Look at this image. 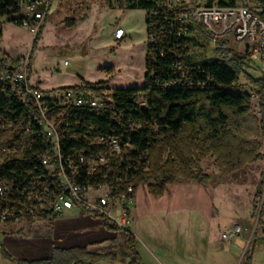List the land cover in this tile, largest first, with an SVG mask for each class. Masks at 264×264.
I'll list each match as a JSON object with an SVG mask.
<instances>
[{
	"label": "trees",
	"instance_id": "16d2710c",
	"mask_svg": "<svg viewBox=\"0 0 264 264\" xmlns=\"http://www.w3.org/2000/svg\"><path fill=\"white\" fill-rule=\"evenodd\" d=\"M111 1L105 0V3L111 7ZM124 2L125 9L144 10L146 13L148 42L143 86L140 89H107L104 83H83L60 88L110 92L115 116L110 112L97 114L76 110L75 119L79 124L75 127L79 132L87 131L89 126L96 127V131L88 135L101 133L119 137L126 152L122 153L125 162L120 175L96 173L85 176L81 172L77 177L78 183L115 185V180L120 179L123 185L131 183L135 191L145 186L149 196L159 198L172 184L207 183L210 175L203 171L201 162L208 156L214 158L218 170L225 175L264 160V141L261 140L264 136V105L260 108V118L255 117L250 95L244 91L239 78L244 74L248 83L260 88V102H264V81L247 74L243 56L223 41L211 47L209 39L198 26L176 21L178 13L185 10L184 6L167 7L168 0ZM234 3L235 0H218L221 7L233 6ZM152 11H156L157 15H151ZM17 12L18 0H0L1 17L11 19ZM85 19L82 16L64 19L60 23L70 29ZM19 23L20 20L17 26ZM39 33L32 40L31 50ZM203 38L209 41L205 40L209 45L202 44ZM29 59L30 56L27 57L28 75ZM22 61L12 60L0 51V71L17 69ZM101 70L110 72V68L106 67ZM7 94V85L0 83V180L8 179L19 191L26 188L32 179L36 188L46 187L48 182L44 181V185H41L42 180L38 178V175L45 173L36 157H40L47 146L37 124L36 109L30 99L19 100ZM6 126L10 128L1 131ZM14 147L17 152L10 157L3 153L5 149ZM85 147L82 140L65 139L60 144V152L66 155ZM30 172H33V177L28 175ZM15 199L25 200L17 192L11 197V200ZM257 200L261 202L259 210L255 208ZM13 206L14 203L10 202L8 209L11 210ZM263 207L264 182H261L256 187L253 200V216L257 213L259 224H262ZM4 210L5 204L0 199V224L11 226L14 223L11 218L1 221ZM38 219L21 217L20 220L30 226ZM104 229L121 233L117 228ZM122 237L119 245L111 242L113 250L106 254L90 253L82 246L67 249L53 247L48 258L25 260L13 257L0 243V256L11 264H95L114 261L141 264L135 249V236L122 234ZM241 264H251L250 251L244 253Z\"/></svg>",
	"mask_w": 264,
	"mask_h": 264
},
{
	"label": "built area",
	"instance_id": "2783aa9c",
	"mask_svg": "<svg viewBox=\"0 0 264 264\" xmlns=\"http://www.w3.org/2000/svg\"><path fill=\"white\" fill-rule=\"evenodd\" d=\"M53 0H18V12L7 19L0 16V24L8 22L23 28L34 38L40 31L46 18L50 3ZM167 7L184 6L176 16V21L182 24L193 23L198 26L209 39L211 47L217 42H226L228 46L237 45L240 51H235L243 56L246 72L254 79L264 81V2L250 0H235L233 6H218V0H168ZM146 15V13H145ZM156 16L157 12L152 11ZM125 33L121 27H116L112 33L115 41L123 39ZM148 42V38H147ZM210 48V46H209ZM232 48V47H231ZM233 49V48H232ZM64 65L67 64L65 61ZM250 72V73H248ZM258 74L254 77L252 74ZM0 83L6 84L8 89H13V96L19 100L28 98L37 112V121L44 131V142L47 148L42 157H36L39 162L46 165L49 179H54V191L45 188H36L31 183L21 191L14 189L12 182L3 178L0 180V199L5 204L1 217L15 213V221L22 218L38 219L51 224L57 217L67 212L76 211L77 216L87 217L101 228H117L123 235L132 233V217L130 210L134 204L135 193L131 183L116 186V189L102 190V187L93 186V189L74 187L64 181V175H59L57 169L54 144H63L65 133L75 132V141L82 140L86 147L78 151L77 171L85 173H119L122 172V153L125 152L123 141L113 135L96 133V127H88L87 131L79 132L75 125L76 110H87L97 114L112 113L114 117V103L111 93L105 90L100 92L84 91L81 89H51L41 90L37 84H30L27 60L22 61L21 67L14 70H1ZM81 88V87H80ZM250 95L253 112L260 117L261 106L260 88L255 85L252 90H244ZM264 94V91H263ZM254 101V102H251ZM133 126V124H130ZM17 152V148L5 149L3 153L10 157ZM67 152V167H68ZM28 175L33 177V172ZM41 177V175H38ZM47 181V180H43ZM62 191L60 204H47L49 192ZM14 192L19 193L25 200H11ZM10 202L14 203L11 210ZM14 221V222H15ZM242 231L238 224H231L221 237L225 240H234Z\"/></svg>",
	"mask_w": 264,
	"mask_h": 264
},
{
	"label": "rangeland",
	"instance_id": "374dc122",
	"mask_svg": "<svg viewBox=\"0 0 264 264\" xmlns=\"http://www.w3.org/2000/svg\"><path fill=\"white\" fill-rule=\"evenodd\" d=\"M111 3L110 7L105 3V0H70L62 3L53 0L40 28L39 38L32 50L33 37L29 32L8 22L0 24V50L12 60L21 59L25 61L30 56L28 62L30 84H37L43 91L80 86L83 83H104V87L107 89H140L144 84L147 50L145 11L125 9L124 0H112ZM82 16H85L86 19L70 29L65 28L60 23L64 19H77ZM116 27H121L125 33L120 41H115L112 38V33ZM205 40L207 39L201 40L203 45L207 44ZM229 47H232L234 51H240V47L237 45H230ZM65 61L67 62L66 65L63 64ZM103 67L110 68V72L102 71L101 68ZM252 75L258 76L255 73ZM247 81L244 74L240 75L239 83L244 85V90L250 91L255 85ZM253 114L260 118L255 112ZM9 128V126L3 127L1 131ZM261 140L264 141V136ZM201 163V168L210 175L211 179L203 186L207 191L212 190L215 180L220 177L226 179L229 176L218 170L214 158L211 156H208ZM250 168L252 175L246 178H242V175H245L244 171H236V177L239 181L245 179L243 183L236 184V189L239 190L240 195L242 194L238 206L224 204L222 207H218L216 205L218 200L215 199V205L219 212L218 240L226 241L221 237L222 233L226 231L221 224L222 222L241 223V221H245L250 223V226L246 230L242 228L241 233L234 239L235 241L240 240L239 237L245 234V251L250 249L251 244L255 243V240L261 236V230L264 228V207L262 224H259L256 219L257 213L250 219V191L253 190L254 185L264 182V160L257 161ZM238 174H242L241 177ZM222 189L225 187L222 186ZM232 189L233 187L228 188L229 191ZM175 192L176 194H174ZM175 192L170 196L171 193L168 191L167 195L170 198L168 204L188 205L193 203V200L186 197L185 191L175 190ZM148 200L152 203L149 204ZM162 205L164 204L146 193L145 186H140L136 191V199L131 211L133 213L141 206H151L157 209L158 207L162 208ZM260 206L261 202L257 200L255 208L259 210ZM57 218L59 220L57 225L60 228H67L79 221L75 210ZM52 223L36 221L30 226L23 221H15L11 226L1 223L0 239H3L2 235L23 236L24 229L26 230V238H36L39 235L37 228L40 226L44 230L50 229L53 232ZM256 243H260V245L255 248V264H264V241L259 240ZM235 246L233 250L237 251L238 261L243 244L238 243ZM17 249H22V246L17 247ZM0 264L11 263L3 260L0 256Z\"/></svg>",
	"mask_w": 264,
	"mask_h": 264
},
{
	"label": "crops",
	"instance_id": "0c3cea01",
	"mask_svg": "<svg viewBox=\"0 0 264 264\" xmlns=\"http://www.w3.org/2000/svg\"><path fill=\"white\" fill-rule=\"evenodd\" d=\"M255 163L239 170L244 171L245 175H238L240 177L242 175V178L252 175L250 167H253ZM237 172L229 175L226 179L220 177L215 180L212 190L210 189L209 191L203 187L206 183L179 182L182 184L179 185V183H176L169 185L161 197L154 198L164 204L161 206L162 208L158 207L154 209L151 206H141L133 213L131 208V230L137 240L135 249L140 258V263L241 264L244 253L250 251L251 264H255V248L260 245V243L256 242H259V240L264 241V228L261 230V236L246 251L244 243L245 234H242L239 237L240 240L236 241L226 240L222 242L217 238V230H220V227L218 220L219 212L216 205L222 207L224 204L227 206H238L240 204L242 194H239V190L236 189V184L243 183L245 179L239 181L236 177ZM210 180L209 178L208 181ZM257 185H254L253 190L250 191V219L253 217V200ZM222 186L225 189H222ZM230 187H233V189L229 191L228 188ZM175 190L185 191L186 197L193 200V203L188 205L168 204L167 202L170 198L167 193L170 191V196H172ZM215 199L218 200V203L215 202ZM148 202H150L149 204L152 203L150 200ZM77 217H79V221L69 225L67 228H60L57 225L59 220L56 218L52 223V226H54L53 232L50 229L44 230L40 226L37 228L39 235L36 238H26V230L24 229L23 236L11 237L2 235L3 239H0V243L13 257L34 260L48 258L53 247L67 249L73 246H84L90 253L106 254L113 250L111 242L117 245L122 242L123 237L120 232L103 229L87 217ZM221 224L224 229H227L231 224H238L242 228H245V230L250 226V223L245 221H241V223H234L232 221L226 223L224 221ZM238 243L243 244V249L237 261V251L233 250V247H236L235 244L238 245ZM19 246H22V249L18 250L17 247ZM95 264L122 263L114 261L98 262Z\"/></svg>",
	"mask_w": 264,
	"mask_h": 264
},
{
	"label": "bare ground",
	"instance_id": "6f19581e",
	"mask_svg": "<svg viewBox=\"0 0 264 264\" xmlns=\"http://www.w3.org/2000/svg\"><path fill=\"white\" fill-rule=\"evenodd\" d=\"M8 94L10 96H13V89H8ZM37 124L40 127L39 121H37ZM41 130H42V134H43V138H44V131H43V129H41ZM65 139L75 140V132L65 133ZM54 151L56 154L57 169H59V175H64V181L71 183L72 186H74V187L83 186V189H93V186H95V185H89V184L83 185V184L78 183L77 177L80 176L81 172L84 173L85 176H92L93 175V174L85 173V171H77V162L76 161H78V152H71L68 154V160L69 161H68V167H67V154L63 155L60 152V144H54ZM40 157H42V155H40ZM40 163H41L42 168L44 169L43 171L45 174L41 175V177L38 176L39 180H42L41 183H39V182L38 183L42 185V183L44 182L43 180L47 179L46 182H48V185L46 187H43V186L42 187L47 189V191H54V179H49V172H46V165H44L43 162H40ZM94 174H96V173H94ZM106 175L109 176V175H111V173L106 174ZM114 184L115 185L107 183V184L97 185V186L102 187V190H112V189H116V186L123 185L121 183L120 179L115 180ZM43 185H44V183H43ZM40 188H41V186H40ZM61 201H62V191L49 192V197H47V204H60ZM7 217H9L15 221V213H8V214H6V218ZM1 221L4 222L3 217H1Z\"/></svg>",
	"mask_w": 264,
	"mask_h": 264
}]
</instances>
